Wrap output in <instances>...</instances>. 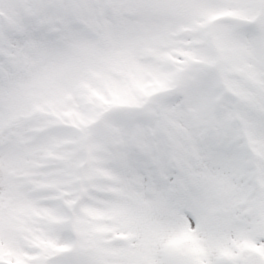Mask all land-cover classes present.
I'll return each instance as SVG.
<instances>
[{
	"label": "snow or ice",
	"instance_id": "snow-or-ice-1",
	"mask_svg": "<svg viewBox=\"0 0 264 264\" xmlns=\"http://www.w3.org/2000/svg\"><path fill=\"white\" fill-rule=\"evenodd\" d=\"M0 264H264V0H0Z\"/></svg>",
	"mask_w": 264,
	"mask_h": 264
}]
</instances>
